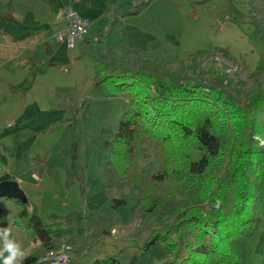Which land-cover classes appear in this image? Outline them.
<instances>
[{"label": "rangeland", "instance_id": "obj_1", "mask_svg": "<svg viewBox=\"0 0 264 264\" xmlns=\"http://www.w3.org/2000/svg\"><path fill=\"white\" fill-rule=\"evenodd\" d=\"M131 1L137 16L118 21L123 31L113 26L101 31L105 48L157 55L170 66L184 68L188 80H223L240 99L252 89H264V54L251 25L252 17L264 20V0ZM120 5L122 11L129 8ZM73 51L76 60L62 67L71 75L59 91L20 87L8 76L5 80L12 85L0 84V150L6 160L0 174L17 181L29 216H37L55 244L60 243L53 253L70 247L65 264L111 255L118 264H161L166 259L162 243L145 251L131 244L138 246L144 239L135 216L141 189L132 183L117 185L107 164L125 101L110 87L95 85L91 62L78 49ZM145 153L149 151L140 150L133 165L147 182L161 171L162 162L158 155L142 159ZM113 199H125L126 204L112 211L111 237L95 242L96 223ZM18 205L0 199V227L8 226L29 256L36 236L28 228L31 221L13 219ZM85 235L87 241L80 244ZM233 249L242 264H264V229Z\"/></svg>", "mask_w": 264, "mask_h": 264}, {"label": "trees", "instance_id": "obj_2", "mask_svg": "<svg viewBox=\"0 0 264 264\" xmlns=\"http://www.w3.org/2000/svg\"><path fill=\"white\" fill-rule=\"evenodd\" d=\"M251 25L264 54V20L252 17ZM77 47L91 62L95 85L110 87L126 104L107 164L117 185L141 189L135 216L144 239L132 247L145 251L162 243L166 259L161 264H242L233 248H242L264 229V89H252L240 99L223 80H188L184 68L157 55L107 49L97 43L95 32L89 31ZM141 148L149 151L142 159L158 155L162 162L161 171L147 182L133 165ZM128 161L132 165L124 167ZM5 163L0 150V166ZM12 201L21 204L13 219L31 221L28 228L37 241L23 264H37L61 245L37 216ZM125 204V199L112 200L96 223L95 242L111 237L112 211ZM87 264L118 261L111 255Z\"/></svg>", "mask_w": 264, "mask_h": 264}, {"label": "crops", "instance_id": "obj_3", "mask_svg": "<svg viewBox=\"0 0 264 264\" xmlns=\"http://www.w3.org/2000/svg\"><path fill=\"white\" fill-rule=\"evenodd\" d=\"M119 1L129 8L122 11ZM131 3V0H0V84L11 86L5 80L8 76L27 89L61 90V83L72 72L62 67L76 60L74 49L69 50L64 42L55 39L64 31L66 8L71 7L88 20L90 32H95L97 43H101V31L112 26L118 32L123 31L118 21L122 24L126 17L137 16V6Z\"/></svg>", "mask_w": 264, "mask_h": 264}, {"label": "built area", "instance_id": "obj_4", "mask_svg": "<svg viewBox=\"0 0 264 264\" xmlns=\"http://www.w3.org/2000/svg\"><path fill=\"white\" fill-rule=\"evenodd\" d=\"M64 20V31L58 34L55 39L58 42H64L69 50H73L87 36L88 32L90 31L91 23L77 15V13L74 12L71 7L66 8ZM32 177L36 181L39 180L35 175ZM69 251V246H62L60 247V250L55 253H47L45 255L47 257L41 258L38 262L41 263L42 260H49V264H65L68 260L67 252Z\"/></svg>", "mask_w": 264, "mask_h": 264}, {"label": "clouds", "instance_id": "obj_5", "mask_svg": "<svg viewBox=\"0 0 264 264\" xmlns=\"http://www.w3.org/2000/svg\"><path fill=\"white\" fill-rule=\"evenodd\" d=\"M27 255L22 244L13 237L11 229L0 227V264H23Z\"/></svg>", "mask_w": 264, "mask_h": 264}, {"label": "water", "instance_id": "obj_6", "mask_svg": "<svg viewBox=\"0 0 264 264\" xmlns=\"http://www.w3.org/2000/svg\"><path fill=\"white\" fill-rule=\"evenodd\" d=\"M0 199H12L22 204L26 203L23 192L13 180L0 181Z\"/></svg>", "mask_w": 264, "mask_h": 264}]
</instances>
